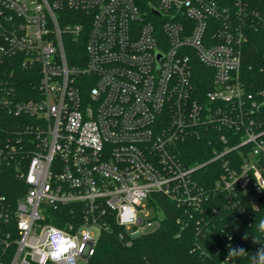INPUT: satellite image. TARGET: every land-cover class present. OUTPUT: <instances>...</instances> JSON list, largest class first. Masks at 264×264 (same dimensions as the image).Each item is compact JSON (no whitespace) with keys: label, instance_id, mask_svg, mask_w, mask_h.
Wrapping results in <instances>:
<instances>
[{"label":"built area","instance_id":"built-area-1","mask_svg":"<svg viewBox=\"0 0 264 264\" xmlns=\"http://www.w3.org/2000/svg\"><path fill=\"white\" fill-rule=\"evenodd\" d=\"M257 29L264 0H0V73L10 59L39 75L30 100L0 84V109L35 121L25 170L20 141L0 138V172L13 161L27 187L13 211L0 194V222L18 235L8 258L10 233L0 227V264H40L42 252L46 264H86L112 222L132 238L160 227L153 195L195 212L226 197L250 229L241 244L250 247L245 264H255L264 247V77L250 88L241 72ZM209 133L222 149L185 165L179 144ZM201 168L216 175L213 188L198 185ZM70 205L80 206L76 224L43 223L46 211ZM54 231L71 241L58 251ZM225 243L236 248L232 237Z\"/></svg>","mask_w":264,"mask_h":264},{"label":"trees","instance_id":"trees-1","mask_svg":"<svg viewBox=\"0 0 264 264\" xmlns=\"http://www.w3.org/2000/svg\"><path fill=\"white\" fill-rule=\"evenodd\" d=\"M243 58L242 77L248 87L254 88L264 77L260 71L264 64V29L251 32L243 48ZM2 72L0 84L3 82L6 89L14 86L18 100L34 98L39 81L37 71L25 70L8 59ZM34 125L35 121L30 118L15 117L0 109V138L10 145L20 141L22 152L16 163H20L22 170L26 169L32 151L30 141L33 134L30 128ZM218 135L209 133L207 137L200 135L199 138H187L181 142L178 150L185 165H199L210 160L215 150L222 149ZM15 167V163L10 161L3 165L0 172V194L12 206L11 211L27 190ZM195 178L198 185L205 189L213 188L216 181V175L208 168H201ZM153 199L159 204L158 209L163 211L161 225L156 231L132 238L112 222L109 231L100 233L95 253L86 264H223L231 249L225 243L229 237H232L236 248L250 249L245 243L241 244L250 230L246 220L237 209L230 207L223 195L203 200L197 212L178 209L158 195H153ZM153 210L157 208L153 207ZM79 213V205L49 209L45 212L43 223L65 229L68 224L77 223ZM8 226V223L0 222L3 232L10 233L9 258L15 250L14 241L18 235L13 225ZM236 226L243 227L242 235L234 231ZM232 259L233 264L247 262L243 254L232 256Z\"/></svg>","mask_w":264,"mask_h":264},{"label":"clouds","instance_id":"clouds-1","mask_svg":"<svg viewBox=\"0 0 264 264\" xmlns=\"http://www.w3.org/2000/svg\"><path fill=\"white\" fill-rule=\"evenodd\" d=\"M259 229L261 231H264V220H261L259 222ZM69 240L70 238L65 237L62 233L59 231H54L52 234V237L50 238V247L52 248L53 251H58L57 245L60 244L61 242ZM67 251H71V249H67ZM241 254H246L243 248H231L229 250L228 257L232 256H239ZM49 258V254L47 252H42L41 259H40V264H46V260ZM64 257H53L54 260H60L63 259ZM253 259L255 261V264H264V247L260 248L255 256H253Z\"/></svg>","mask_w":264,"mask_h":264},{"label":"rangeland","instance_id":"rangeland-1","mask_svg":"<svg viewBox=\"0 0 264 264\" xmlns=\"http://www.w3.org/2000/svg\"><path fill=\"white\" fill-rule=\"evenodd\" d=\"M95 234H96V232H95ZM97 235V234H96Z\"/></svg>","mask_w":264,"mask_h":264}]
</instances>
